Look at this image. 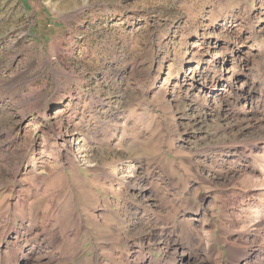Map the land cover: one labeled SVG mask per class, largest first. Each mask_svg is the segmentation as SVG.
Returning <instances> with one entry per match:
<instances>
[{
    "label": "rangeland",
    "instance_id": "rangeland-1",
    "mask_svg": "<svg viewBox=\"0 0 264 264\" xmlns=\"http://www.w3.org/2000/svg\"><path fill=\"white\" fill-rule=\"evenodd\" d=\"M256 153L264 0H0V264H234Z\"/></svg>",
    "mask_w": 264,
    "mask_h": 264
},
{
    "label": "bare ground",
    "instance_id": "bare-ground-1",
    "mask_svg": "<svg viewBox=\"0 0 264 264\" xmlns=\"http://www.w3.org/2000/svg\"><path fill=\"white\" fill-rule=\"evenodd\" d=\"M256 154H254L255 158L261 159V156L259 157L260 153ZM263 160L264 159H261L260 168L264 170ZM235 179L249 188L264 187V178H257L249 173L239 174ZM243 218L246 219L247 225H242L238 230L232 229L233 231H230L231 238L235 240L233 243H238H236V245L233 244L235 245L234 247L230 246L231 244L229 245V256L232 261L236 262L234 264H264V239L259 235V232L264 229V207H261V210H253L249 213L246 212ZM212 233L214 234L215 232L212 231ZM174 246L175 245H170L169 241L163 246L165 250L172 249V251L170 252V256H168L167 261H159V264L187 263V259H184V256H182V259L178 257L177 248ZM205 247L208 249L206 243Z\"/></svg>",
    "mask_w": 264,
    "mask_h": 264
}]
</instances>
